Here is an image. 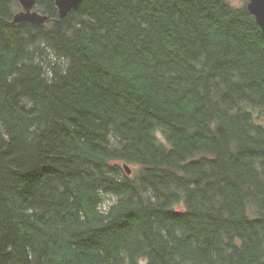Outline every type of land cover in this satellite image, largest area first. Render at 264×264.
Returning a JSON list of instances; mask_svg holds the SVG:
<instances>
[{
  "label": "trees",
  "instance_id": "trees-1",
  "mask_svg": "<svg viewBox=\"0 0 264 264\" xmlns=\"http://www.w3.org/2000/svg\"><path fill=\"white\" fill-rule=\"evenodd\" d=\"M247 2L0 0V264H264Z\"/></svg>",
  "mask_w": 264,
  "mask_h": 264
},
{
  "label": "water",
  "instance_id": "water-1",
  "mask_svg": "<svg viewBox=\"0 0 264 264\" xmlns=\"http://www.w3.org/2000/svg\"><path fill=\"white\" fill-rule=\"evenodd\" d=\"M22 9L13 15L12 23L30 22L36 25L44 24L48 21L49 16L34 9L36 0H18ZM58 8V16L65 17L74 7L83 0H54ZM247 8L255 17L257 23L264 32V0H248ZM127 174L132 173V169L128 164H124Z\"/></svg>",
  "mask_w": 264,
  "mask_h": 264
},
{
  "label": "rangeland",
  "instance_id": "rangeland-1",
  "mask_svg": "<svg viewBox=\"0 0 264 264\" xmlns=\"http://www.w3.org/2000/svg\"><path fill=\"white\" fill-rule=\"evenodd\" d=\"M236 5H241L244 0H231Z\"/></svg>",
  "mask_w": 264,
  "mask_h": 264
},
{
  "label": "bare ground",
  "instance_id": "bare-ground-1",
  "mask_svg": "<svg viewBox=\"0 0 264 264\" xmlns=\"http://www.w3.org/2000/svg\"><path fill=\"white\" fill-rule=\"evenodd\" d=\"M35 9V8H34Z\"/></svg>",
  "mask_w": 264,
  "mask_h": 264
}]
</instances>
